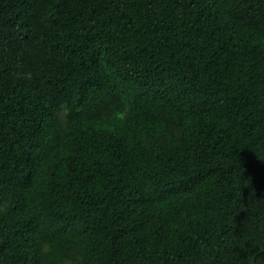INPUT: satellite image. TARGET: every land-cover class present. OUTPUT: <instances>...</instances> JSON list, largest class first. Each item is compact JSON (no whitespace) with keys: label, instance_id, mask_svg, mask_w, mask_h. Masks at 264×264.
<instances>
[{"label":"trees","instance_id":"16d2710c","mask_svg":"<svg viewBox=\"0 0 264 264\" xmlns=\"http://www.w3.org/2000/svg\"><path fill=\"white\" fill-rule=\"evenodd\" d=\"M0 264H264V0H0Z\"/></svg>","mask_w":264,"mask_h":264}]
</instances>
